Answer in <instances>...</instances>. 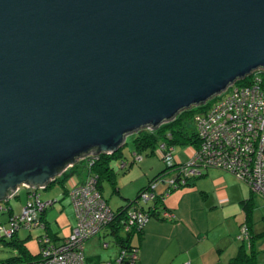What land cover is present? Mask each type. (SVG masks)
Listing matches in <instances>:
<instances>
[{"label":"water","instance_id":"95a60500","mask_svg":"<svg viewBox=\"0 0 264 264\" xmlns=\"http://www.w3.org/2000/svg\"><path fill=\"white\" fill-rule=\"evenodd\" d=\"M264 70V0H0V202Z\"/></svg>","mask_w":264,"mask_h":264},{"label":"trees","instance_id":"16d2710c","mask_svg":"<svg viewBox=\"0 0 264 264\" xmlns=\"http://www.w3.org/2000/svg\"><path fill=\"white\" fill-rule=\"evenodd\" d=\"M254 75L260 76L262 84L261 86L264 89V70L262 69L255 71L253 74L246 76L242 80L236 81L235 85L244 86L251 84ZM218 97L219 96L213 97L203 105L192 106L189 109L182 110L174 117V119L169 122L162 123L155 130L142 128L138 132L133 133V139L131 141L132 147L130 148V157H125L123 153V147L127 144L125 140L124 144L114 153L89 154L84 158H81L74 165H72L71 168H69L68 170L66 169L60 176L56 177L54 181L50 182L48 186H46V188H50L53 184L57 183L61 186L62 193L67 194V197L69 199L68 201L73 207L75 218V223L72 227V231L76 227L77 223L75 209L70 197V191L73 185L77 187L78 185L85 183L90 178L96 180V189H98L101 197L113 212L112 218L106 221L95 234L82 240L80 248L81 253L82 246L85 241L93 236H98L101 242L100 244L103 247L108 246L109 243L110 245L111 243H113L119 246V257L117 260L113 261L112 264H133L131 255L135 250H137L138 252L139 250L138 246L129 243L130 237L133 232H138V234L141 235L143 226L131 225V227L126 229L125 226L129 223L127 219L129 211L134 210L137 212H142L144 215H146L147 219L156 217L169 220L172 219L173 214L170 210H168L165 204V194H168L169 192L171 193L174 190L187 186L194 179L202 176L208 168H216L225 172H229L236 176L230 171L223 170L222 168L214 166H196L199 171L198 174H192L187 171L188 168L193 167H190L189 162L200 145V139L197 136V130L196 128L192 127L193 123L195 124V114L200 113V111L207 108ZM184 145H189L190 147H192V153L190 155L191 157L187 161H181V159L176 158L174 154V149L176 146ZM143 155H155L159 159V162L161 161V169L155 175L148 178L145 185L137 191L136 197L134 199H132L125 205L119 206L115 210L112 209L108 204L107 198L103 194V189L106 185H108L111 187V189H113V191H115L116 184L118 182V179L120 178V175L126 173L135 163H139L141 159H143ZM136 157L140 158L136 159ZM78 171L85 174L86 177L84 180H77L76 172ZM161 183H164L166 185V188L163 192H157L156 188L158 184ZM246 185L250 188L248 184ZM21 189L24 190V195L26 198L23 204H21V207L18 211H15L13 204H10L9 200L0 202V205L3 206V208L0 210V214L4 213L7 216V219L5 221L1 220L0 218V227L2 228V230L8 231L11 229V222L13 218L15 217L17 220L23 206L25 205V202L29 199L28 197L31 192L34 191L38 195V198L43 200L37 190L27 187H20L17 193L12 197H20L19 191ZM142 192H150L154 195V197L147 200L141 199L142 202H139L140 194ZM47 201H49L50 203L44 208L45 211L43 212V214L54 203L53 199H47ZM242 204L246 205L247 209L249 210L246 211L245 220L239 225V233L237 237L242 242L248 241L249 245L248 247L244 244L240 245L236 255H234L228 261V264L257 263V251L253 249L254 240L256 237H254L253 235L252 228L250 226L251 222H249L251 218L250 207L252 204L248 199L243 200ZM164 213H168V216H164ZM43 214L38 213L37 218L27 226L24 225L23 222H19V224L15 228H12L10 235L0 233V242H2L3 246L9 247L12 253L11 255L0 257V264H35L44 257V253L47 249L53 250L64 245V241L68 239L69 236L64 237L63 239H61V241H56L55 237H53L47 231L41 230L42 232H32L34 228L43 229L44 227H47L48 229V225L46 226V223H43L41 221ZM21 228H26L29 230L30 234L27 236H31L37 239L38 249L36 251H32L28 246V237L21 238L18 235V230ZM243 228H245V232H247V234L242 233ZM263 231L264 230H262L261 233H263ZM123 232L126 235H122ZM138 261L134 264H138Z\"/></svg>","mask_w":264,"mask_h":264},{"label":"crops","instance_id":"0c3cea01","mask_svg":"<svg viewBox=\"0 0 264 264\" xmlns=\"http://www.w3.org/2000/svg\"><path fill=\"white\" fill-rule=\"evenodd\" d=\"M187 150L191 155L192 149L188 148ZM143 159H141L140 163ZM155 163L150 162L151 172L142 169L143 175L147 177L145 181L137 180L136 178L130 181L129 185L137 186L136 192L145 185L148 178L161 169V163L158 162L159 165L157 164L158 167L156 169ZM211 169H215V171H211ZM225 173L229 172L208 168L202 176L194 179L187 186L165 194V204L173 214L172 219L148 218L142 225L141 235L138 232L131 234L129 243L138 246L139 250L138 264H184V262H189V264H228V261L236 255L239 246L245 245V242L240 241L237 237L239 225L245 220L246 211L249 210L246 205L242 204L243 200L248 199L252 204L249 222H251L250 226L254 237H257L262 232H257L253 228L252 211L254 210V204L252 198L254 196L251 192L246 191L244 184L241 185L242 182H239L238 185H240V191L244 194L239 199V204L243 210L238 211V217L233 221L231 216L234 211H225L227 205L230 204L228 191L224 185L226 184L224 180L228 181L229 178ZM76 176L79 181L84 180L86 177L80 171L76 172ZM206 176H208V180H200ZM217 176L220 177L217 178ZM119 179L116 184V190L113 191L111 189L112 193L118 194L121 198L116 201V207L110 206L114 210L136 197L127 186L124 189L122 188V185L119 184ZM165 188L166 185L161 183L158 184L156 189L157 192H163ZM25 198L24 195V200ZM56 198L59 201H63V199L68 197L67 194L60 193ZM139 202H142L141 199ZM258 213L261 214V220H264L263 212L259 210ZM6 219L7 216L1 217L3 221ZM41 221L46 223V226L48 225V229L47 227H44V230L34 228L32 232L47 231L55 237L56 241H61V239L66 237V235L59 234V227L62 226L60 224L59 227L55 226L53 220L46 212L43 214ZM59 221L60 217H57L56 222L60 223ZM65 221H67L66 225L72 229L75 223L74 212L70 213L69 218ZM18 233L21 238L28 237V244V239L31 237L27 236L30 234L29 230L21 228ZM122 235L126 234L123 232ZM100 243L98 236H93L85 241L82 246L84 264H112L113 261L118 259L120 254L119 246L113 243L110 245L109 243L108 246L103 247ZM253 249H255V243ZM31 250L33 251L32 248Z\"/></svg>","mask_w":264,"mask_h":264},{"label":"built area","instance_id":"2783aa9c","mask_svg":"<svg viewBox=\"0 0 264 264\" xmlns=\"http://www.w3.org/2000/svg\"><path fill=\"white\" fill-rule=\"evenodd\" d=\"M261 85L260 76L254 75L251 84L228 87L207 108L195 114L194 122L200 145L190 159L189 165L193 167L188 168L189 173L198 174L196 166L219 167L234 173L264 198V89ZM71 188L76 227L64 245L53 250L47 249L44 257L35 264H84L80 250L82 240L95 234L113 216L96 189V180L90 178ZM153 197L150 192L140 194L142 200ZM28 198L17 220L13 218L26 226L50 203L39 199L34 191ZM2 208L0 205V210ZM164 216H168V213H164ZM27 217L32 220L25 222ZM127 219L129 223L126 229L131 225L142 226L147 217L142 212L132 210ZM0 233L9 234L1 227ZM242 233L247 234L245 228ZM138 259L139 252L135 250L131 255L133 264Z\"/></svg>","mask_w":264,"mask_h":264},{"label":"rangeland","instance_id":"374dc122","mask_svg":"<svg viewBox=\"0 0 264 264\" xmlns=\"http://www.w3.org/2000/svg\"><path fill=\"white\" fill-rule=\"evenodd\" d=\"M192 127L195 128L194 123H193ZM132 139H133V134L128 135L126 138L127 144L123 147V153H124L125 157L131 156L130 148L132 147L131 146ZM189 147H190L189 145L176 146L174 149V154H175L176 158L181 159V161L189 160L191 157L188 150H187ZM190 148H192V147H190ZM143 158L144 159L141 163L140 162L135 163L130 168V170H128L126 173H123L122 175H120V179H119V184L122 185V188L124 189L125 186H127L128 189L132 190V194L134 196L137 193L136 192L137 186L133 185V184L129 185L130 181L134 178H136L137 180H144L145 181L147 179V177L143 175L144 172L142 169H146L147 171L151 172L152 169L150 166V162H153V163L156 162L155 163L156 165L159 162V159L155 155H143ZM156 165H155V169L158 167L159 164L157 166ZM211 171H215V169H211ZM225 175L229 178L228 181L224 180V182H226V184H224V185L226 187V190L228 191V195H229L228 198H229V203H230L227 205V208H225L226 209L225 211L226 212L227 211H234V214H232V216H231V219L233 221L235 218L238 217V214H237L238 211L243 210V208L239 204V199L242 198L244 194H242V192L240 191V188H239L240 185H238V183L242 182V181L239 178H237L236 176L232 175L231 173H225ZM207 177L208 176H206L200 180H208ZM219 177L220 176H217V178H219ZM243 184L246 188V191L251 192L254 196V198H252L253 204H254V210L252 211L253 228L257 232L262 231V230H264V220H261V214L258 212L260 210L264 214V198L259 193L252 191L244 182H242L241 185H243ZM19 192H20V197H15V198L11 197L9 199L10 204H13L15 211H18L20 209L21 204L24 201V190L21 189ZM37 192L40 194V196L43 200H47V199H53L54 200L53 205L48 208L46 213L53 220L55 226L59 227V224L62 226V227H59L60 228L59 234L70 236L72 233V229L68 225H66L67 221H65V220L68 219L69 214L73 212V207L69 203H67L69 200L68 198L63 199V201L57 200L56 197L60 193H62L61 186L58 184H54L50 188L49 187L46 189L39 188V189H37ZM103 194L107 198L108 204L112 207H116V201L121 199L118 194L112 193L111 187L108 185H106L105 188L103 189ZM44 211H45V209L41 210L40 214L41 213L43 214ZM3 215L6 216V214L3 213V214H0V218L3 217ZM57 217H60V221H59L60 223L56 222ZM29 218L30 217H27L25 219L26 220L25 222H29L32 220V219L29 220ZM62 218L65 220H63ZM243 219L244 218L242 216V220ZM18 222H21V221H18ZM18 222L16 220H12V222H11L12 227L10 230L7 231V232H9L8 235L11 234L12 228H15L18 225L17 224ZM254 243H255V250H257V254H256L257 263L256 264H264V231H263V233H260V235L259 234L257 235ZM28 244H29L30 248H32L33 250L38 249V242H37L36 238L31 237L30 239H28ZM245 245L248 247V245H249L248 241L245 242ZM11 254H12L11 249L9 247L3 246L2 242H0V257L8 256Z\"/></svg>","mask_w":264,"mask_h":264},{"label":"bare ground","instance_id":"6f19581e","mask_svg":"<svg viewBox=\"0 0 264 264\" xmlns=\"http://www.w3.org/2000/svg\"><path fill=\"white\" fill-rule=\"evenodd\" d=\"M7 201V200H6ZM1 202H4V201H1Z\"/></svg>","mask_w":264,"mask_h":264}]
</instances>
